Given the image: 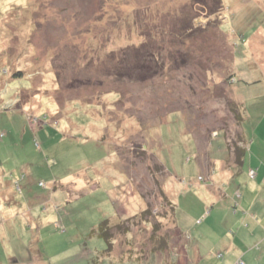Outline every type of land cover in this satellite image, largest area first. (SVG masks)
I'll return each mask as SVG.
<instances>
[{
    "label": "rangeland",
    "instance_id": "obj_1",
    "mask_svg": "<svg viewBox=\"0 0 264 264\" xmlns=\"http://www.w3.org/2000/svg\"><path fill=\"white\" fill-rule=\"evenodd\" d=\"M0 129L32 264H264V0H0Z\"/></svg>",
    "mask_w": 264,
    "mask_h": 264
},
{
    "label": "crops",
    "instance_id": "obj_2",
    "mask_svg": "<svg viewBox=\"0 0 264 264\" xmlns=\"http://www.w3.org/2000/svg\"><path fill=\"white\" fill-rule=\"evenodd\" d=\"M244 158H245V153L242 159L241 168L242 165L245 163ZM12 185L13 183L11 185H6L5 189L2 188L3 190L0 189V216L2 217V222L0 223L1 226L0 254L2 253V247H4V249L8 252L7 254H9L8 256H6V258L0 256V264H32L35 258L42 256V250L40 244L38 243V239L41 238L42 234L39 235L37 231H35V228L38 227L40 224H44V223L51 224V222L53 221H56L55 224L56 223L58 224L57 221L58 218H55V220H53L54 218L53 214H51L50 216H46V214L41 212L40 207L38 209L29 212L23 211L24 218H21L19 223L17 222L19 226L16 230L13 219L16 216H21V212L19 210L20 208H22V205H19L18 209H16L11 205H6L9 202H11L13 198H15L14 193L12 195L9 194L10 190L11 192L14 191L13 189L14 186ZM263 216L264 213L262 214V217ZM7 226H10V228L13 229L14 232L11 233H8L7 231L4 232V228H6ZM30 238L31 240L28 241ZM16 240H18L20 243L19 247L17 248H15ZM6 241H8V243ZM228 246L229 248L230 247L233 248V245H228ZM196 247L197 244L196 245L194 244V248ZM30 250L32 251V257L29 254ZM187 251H190L189 247ZM100 257L102 258V260L100 261L101 263H104L105 261H109L112 263L114 261L111 254L101 253V255H99L98 258ZM116 263H117V259L115 260V264ZM186 264H191V263L186 262Z\"/></svg>",
    "mask_w": 264,
    "mask_h": 264
},
{
    "label": "trees",
    "instance_id": "obj_3",
    "mask_svg": "<svg viewBox=\"0 0 264 264\" xmlns=\"http://www.w3.org/2000/svg\"><path fill=\"white\" fill-rule=\"evenodd\" d=\"M241 111V109L239 110V112ZM238 119L241 121L243 120V117L240 113V116L238 117ZM2 129H0V132H1ZM1 135V134H0ZM2 136H4V132H2ZM153 152V151H152ZM244 153H245V148H237L236 149V162L240 165L242 164V159H243V156H244ZM154 156H156L159 161H160V167L162 165H164L162 163V161L160 160V158L158 157V155H156L154 152H153ZM16 184L18 183H15L13 189L15 190V186ZM40 184L42 185L43 182H40ZM18 190L21 191L22 189V185L18 186L17 187ZM160 194H161V198L164 200V202L167 201V203L172 207L173 209V214H174V221H175V232L177 234L178 237H180V240L178 241V243H182L183 242V236H184V232L180 229V227L178 226V224H176L177 222V217H176V204L168 198L166 192L163 190V188L160 186ZM152 215V210H151V207H150V204H147V207L145 209H143L141 212L135 214L134 216H131L129 217L128 219L126 220H130L132 221L133 223H137V221H143V222H150L151 220L150 219V216ZM164 216V215H162ZM126 220H119L118 222H112L110 219H104L103 221H101L98 229H97V234L102 237L103 239H105L106 243H107V248L104 249L102 252L104 254H110L111 253V250H112V247L114 245V234L116 231L118 232H124V233H127L129 232L131 229H130V226L128 225L127 221ZM157 224L159 222H156ZM57 227H58V224H57ZM155 230L154 231V234H152V236H150V239H152L153 241L156 242L155 244V247L158 249L159 247L157 246V243L158 241L159 242H162L163 244V247L167 246L168 245V242L171 241V238H172V234H170L169 231H167V233L164 234V236L160 235L158 233L159 231V228L155 227ZM162 236V237H161ZM189 238V237H188ZM186 245V244H185ZM154 247V248H155ZM186 247L188 248L189 245H186ZM189 263V262H188Z\"/></svg>",
    "mask_w": 264,
    "mask_h": 264
},
{
    "label": "built area",
    "instance_id": "obj_4",
    "mask_svg": "<svg viewBox=\"0 0 264 264\" xmlns=\"http://www.w3.org/2000/svg\"><path fill=\"white\" fill-rule=\"evenodd\" d=\"M254 173V171H251V174ZM238 264H242V262H239Z\"/></svg>",
    "mask_w": 264,
    "mask_h": 264
}]
</instances>
